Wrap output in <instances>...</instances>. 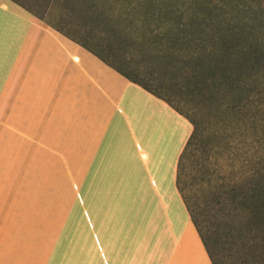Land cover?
Wrapping results in <instances>:
<instances>
[{"label":"crops","instance_id":"1","mask_svg":"<svg viewBox=\"0 0 264 264\" xmlns=\"http://www.w3.org/2000/svg\"><path fill=\"white\" fill-rule=\"evenodd\" d=\"M81 1L0 0V264H210L176 186L192 125Z\"/></svg>","mask_w":264,"mask_h":264},{"label":"trees","instance_id":"2","mask_svg":"<svg viewBox=\"0 0 264 264\" xmlns=\"http://www.w3.org/2000/svg\"><path fill=\"white\" fill-rule=\"evenodd\" d=\"M122 1L124 10L120 0H82L84 21L109 40L102 57L108 65L192 125L176 186L210 264H264V141L238 133L239 117L255 98L264 128V46L237 12L216 10L221 4L189 0L188 13L185 2L186 11L176 10L177 0ZM125 55H136L137 65L127 67ZM140 72L158 75L138 79ZM249 91L255 98L247 104ZM246 119L252 124L254 117ZM208 214L215 229L200 226L199 216Z\"/></svg>","mask_w":264,"mask_h":264},{"label":"rangeland","instance_id":"3","mask_svg":"<svg viewBox=\"0 0 264 264\" xmlns=\"http://www.w3.org/2000/svg\"><path fill=\"white\" fill-rule=\"evenodd\" d=\"M188 1L189 0H177V4H179L180 9H176V10L177 11L180 10L181 12H184V10L186 11L185 5L183 6V3L185 2L187 6V12L191 13L192 8L189 6ZM199 1H202V3L204 4H210V5L211 4H221L222 7L217 6L216 10H223V12L226 11V13L228 14L231 11L237 12V14L242 16L248 23L246 25V29L251 33L253 40L256 43L262 44V46H264V0H199ZM123 5H125V3L122 0H120L119 8H121V10H124L122 8ZM150 26H152L153 29L156 28V25L154 23H152ZM201 28L204 29L203 26H201ZM198 34H200V36L203 37V33H198ZM199 39L200 37L197 34H195L193 41L197 42ZM125 59H130V60H125L129 62V64H127L126 66L129 67L130 69L131 67L137 65V63L132 62L133 60H138V57L136 55L132 57H130L129 55H125ZM141 64L143 63H140L138 65H141ZM151 74L158 75L157 72L145 73V74L143 72H140L138 73V79H142ZM151 84H152V89H154L156 87L155 84L154 83H151ZM245 95H247V98H249L247 104L251 103L253 101V98H255L254 91L253 92L249 91ZM254 101L256 102L255 103L256 105L253 103L254 107L252 108V110L248 112V114H246L245 112L244 113L242 112L241 116L239 117L238 133H239V136L246 139L247 142L255 141L258 143V142L264 141V128H260L261 119L259 120V116L257 114L255 115V112L256 111L260 112L262 106L260 105L259 101L256 98ZM247 108H248V105L246 106V109ZM248 116L254 117V120L251 121L252 124L247 122L246 117ZM180 131H181V128H180ZM199 218L203 219L199 222L200 226H202L203 229L210 227V229L212 230L217 227L216 224H212V225L210 224V221L214 220L213 215H209V214L203 215V217L199 216Z\"/></svg>","mask_w":264,"mask_h":264}]
</instances>
